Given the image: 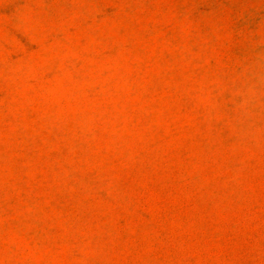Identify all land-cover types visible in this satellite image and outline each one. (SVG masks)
<instances>
[{"label": "rangeland", "instance_id": "rangeland-1", "mask_svg": "<svg viewBox=\"0 0 264 264\" xmlns=\"http://www.w3.org/2000/svg\"><path fill=\"white\" fill-rule=\"evenodd\" d=\"M0 264H264V0H0Z\"/></svg>", "mask_w": 264, "mask_h": 264}]
</instances>
